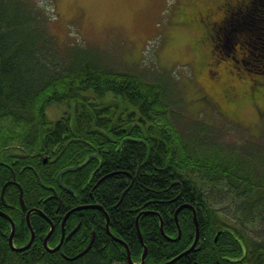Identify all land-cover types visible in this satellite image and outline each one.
<instances>
[{"label": "trees", "instance_id": "trees-1", "mask_svg": "<svg viewBox=\"0 0 264 264\" xmlns=\"http://www.w3.org/2000/svg\"><path fill=\"white\" fill-rule=\"evenodd\" d=\"M53 15L37 0H0V197L8 182L5 201L16 210L4 212L15 223L16 247L31 239L21 188L25 202L55 226L46 245L51 223L33 212L34 241L17 250L9 243L11 220L0 213V264H130L127 249L139 262L145 246L144 264L175 257L170 264H264V240L248 234V224L264 218V141L223 143L213 128L197 125L185 134L178 106L155 78L110 67L78 44L61 50L48 27ZM252 15L230 16L221 29L244 36ZM214 53L219 61L229 57ZM243 72L255 74L254 100L263 97L264 63ZM53 105L64 106L55 120L47 112ZM222 112L230 119L238 111ZM209 184L226 185L239 199L235 219L211 203ZM194 212L199 240L182 254L196 237ZM62 227L66 239L52 250Z\"/></svg>", "mask_w": 264, "mask_h": 264}, {"label": "rangeland", "instance_id": "rangeland-1", "mask_svg": "<svg viewBox=\"0 0 264 264\" xmlns=\"http://www.w3.org/2000/svg\"><path fill=\"white\" fill-rule=\"evenodd\" d=\"M37 1L47 11L56 13L48 27L61 50L78 44L93 50L110 67L137 69L155 78L178 106L185 134L193 132L197 125L203 130L213 128L223 143L244 144L257 137L264 141V96L253 101L240 100L255 74L229 68L234 56L251 70L264 63L259 54L263 55L264 50V0H253V15L246 21L253 30L250 27L244 36L218 28L225 32L226 39L218 40L215 52L229 55L218 62L207 36L202 43L195 42L200 34L195 23L207 21V13L211 19L219 18V6L232 0ZM217 36L214 38L219 39ZM216 69L221 73L218 78L213 77ZM232 87L235 88L231 90ZM239 102L245 103L236 106ZM62 107L50 106L49 117L58 118ZM229 107L238 111L229 115L230 119L222 112ZM208 187L211 203L235 219L239 199L233 191L226 185ZM252 222L248 224L249 238L264 240V218Z\"/></svg>", "mask_w": 264, "mask_h": 264}, {"label": "flooded vegetation", "instance_id": "flooded-vegetation-1", "mask_svg": "<svg viewBox=\"0 0 264 264\" xmlns=\"http://www.w3.org/2000/svg\"><path fill=\"white\" fill-rule=\"evenodd\" d=\"M218 11L220 12V13H222V14H220V16H219V18H213V19H211L210 18V14L209 13H207L206 14V16L208 17V20L207 21H203V20H201V23H195V26H197L198 27V29L200 30V34L198 35L199 37L198 38H196V41L195 42H203V37L204 36H207L208 37V39L210 40V42L212 43V46H213V48H212V52H215V50H216V44H217V42H218V40L220 41V40H222V41H225V39L223 40L222 39V37L218 34V36L217 37H219V39H215L214 37H216L215 35H213L215 32H217V29L218 28H220L221 27V25L222 24H226V23H229V17L230 16H233V15H237V17H238V19H244V18H247L248 16H250V15H252L253 14V0H232V2H230V1H228V2H226V1H224V2H222V4H221V6H219V9H218ZM215 17V16H214ZM230 24H231V22H230ZM221 34V33H220ZM223 34V33H222ZM221 34V35H222ZM221 37V38H220ZM198 44V43H197ZM194 45V44H193ZM203 52V51H202ZM240 53H243L242 51H240ZM233 59L235 60V61H233V62H231V63H229V68H230V70L232 71V70H245V69H248L247 67H245V66H243V64L242 65H239V64H241V62H240V59H238V58H236L235 56L233 57ZM214 62V61H213ZM251 87H252V80L250 79L249 80V84H248V89L246 88V90H244V92H242V94L243 95H245V97L241 100V101H244V100H249V101H253L255 98H253V94H252V92H251ZM258 97H261V96H258ZM257 97V98H258ZM213 98V97H212ZM223 99H224V96L222 97ZM245 102H239L238 103V106H240V105H242V104H244ZM221 108H222V105H221ZM42 152V151H41ZM41 152L39 151L38 153H36L37 155H38V157H37V159H39V158H41V162L43 161V163H47L48 162V160H49V156H48V159H47V161H45V157L47 156V154L45 155V153L43 152L42 154H41ZM18 153H20V152H18ZM21 157H23V154H19L18 156H16V157H14L15 159H16V161L18 160V159H21ZM102 163H103V160L101 161V163L97 166V168L95 169V171L96 170H99L100 169V166L102 165ZM41 163H39V165H40ZM95 171H94V173H95ZM94 173H93V175H94ZM99 174H101V172L99 173ZM106 175H102V176H100L99 178H98V180H102V178H104ZM94 177V176H93ZM93 179V178H92ZM5 185L6 186H8V182L7 183H5ZM4 185V186H5ZM6 188V187H5ZM53 188L55 189V187H51V191L54 193V190H53ZM4 191H5V189L2 191V195L3 196H1L0 197V210H2V211H11V212H13V211H15L16 210V208H15V206L11 203V202H7V201H5V197H4ZM53 193H51L50 195H51V199L52 200H54V199H56V198H58L59 199V206H60V204H61V201H60V198H59V195H58V190H57V197H55L54 196V194ZM50 197V196H49ZM20 200H21V206H22V209L26 212V216H27V219H28V214H29V212H30V216H31V214L33 213V212H38V213H41V214H44V211H43V209L42 208H39V207H36V206H33V205H28L26 202H25V200H24V198L22 197V199H21V197H20ZM94 205H97V204H95L94 203ZM2 208V209H1ZM4 209V210H3ZM73 212V211H72ZM71 212V213H72ZM70 213V214H71ZM69 214V215H70ZM45 215V214H44ZM69 215L67 216V218L69 217ZM30 216H29V220H30ZM46 216V215H45ZM46 218H47V220H49L50 218L49 217H47L46 216ZM53 223V222H52ZM30 225H31V221H30ZM29 225V226H30ZM53 225H54V223H53ZM31 227H32V225H31ZM30 227V228H31ZM55 227V226H54ZM32 229H33V227H32ZM33 231H34V229H33ZM63 231H65V229H64V227H62V235H63ZM65 233H66V231H65ZM62 235H61V238H60V240H59V242L56 244V246L60 243V241H61V239H62ZM179 236V235H178ZM32 237V236H31ZM34 238H35V232H34ZM94 238V237H93ZM66 238L64 237V240H65ZM64 240H63V242H64ZM199 240V239H198ZM34 241V240H33ZM63 242H62V244H63ZM198 242V241H197ZM33 243V242H32ZM61 244V245H62ZM56 246H54V248L56 247ZM61 247V246H60ZM59 249V248H58ZM142 259V258H141ZM139 262H141V260L139 261Z\"/></svg>", "mask_w": 264, "mask_h": 264}, {"label": "water", "instance_id": "water-1", "mask_svg": "<svg viewBox=\"0 0 264 264\" xmlns=\"http://www.w3.org/2000/svg\"><path fill=\"white\" fill-rule=\"evenodd\" d=\"M58 181H59V184H60L62 187L65 188V186L62 184V182H61V180H60V177L58 178ZM5 187H6V185L4 186L3 190L5 189ZM54 196L57 197V194L55 193ZM20 197H21V199H22V197H23V190H22V188H21V195H20ZM82 207H85V206H79V207H76V208H72V209L66 214V216H65V218H64V221L66 220L67 216H68L72 211H74V210H76V209H79V208H82ZM100 208H102V206H100ZM179 209H180V208H178V210H177V212H176V218H177V215H178ZM0 213H1L2 215H4V216L8 217V218L11 220V223H12L11 235H10V237H9V243H10V246H11L12 248H14V249H17V250H23V249H25V248H28V247L32 244V242H33V240H34V232H33V229H32V227H31V225H30V220H29V216H30L29 214H30V212H29V214H28V223H29V225H30V227H31V230H32V237H31L30 241H29L25 246H21V247H16V246L14 245V243H13L14 232H15V228H16L13 219H12L7 213H5V212L2 211V210H0ZM194 218H195V223H196V237H195V240H194L193 244L191 245V247L188 248V249H187L185 252H183L182 254L187 253V252H189L190 250H192V249L196 246L197 241H198V239H199V223H198V221H197L196 213H195V212H194ZM107 220H108V218H107ZM49 221H50V223H51V229L49 230L48 234H47L46 237H45V244H46V245H47V243H48V238H49V236L51 235V233L53 232V229H54V225H53L52 221H51L50 219H49ZM76 230H77V228L74 229L69 235L73 234ZM138 230H139V232H140V229H139V228H138ZM140 234H141V232H140ZM180 234H181V229L179 230V236H180ZM64 237H65V231H63V235H62V239H61L60 243H59L55 248H53L52 250H55V249L60 248V246H61V244H62V242H63V240H64ZM93 240H94V238H92L91 242L89 243V245L85 248V250H84L82 253H84V252H85V251L91 246ZM126 247L128 248L127 245H126ZM50 249H51V248H50ZM127 251H128L129 262H130L131 264H144V260H145L146 254H147V247H146V246L144 247V252H143V254H142V259H141V262H140V263H136V262L132 259V256H131V254H130V252H129V249H127ZM82 253H81V254H82ZM182 254H180V255H182ZM180 255H179V256H180ZM175 259H177V257H175L173 260L167 261L166 263H163V264H170V263H172V261H174Z\"/></svg>", "mask_w": 264, "mask_h": 264}, {"label": "bare ground", "instance_id": "bare-ground-1", "mask_svg": "<svg viewBox=\"0 0 264 264\" xmlns=\"http://www.w3.org/2000/svg\"><path fill=\"white\" fill-rule=\"evenodd\" d=\"M196 218H197V215H196ZM34 232V231H33ZM31 235H32V230H31Z\"/></svg>", "mask_w": 264, "mask_h": 264}]
</instances>
